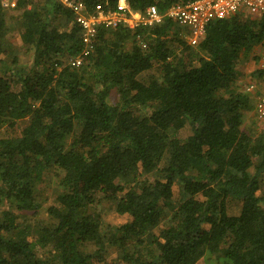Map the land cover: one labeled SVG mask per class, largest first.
I'll use <instances>...</instances> for the list:
<instances>
[{
  "label": "trees",
  "instance_id": "16d2710c",
  "mask_svg": "<svg viewBox=\"0 0 264 264\" xmlns=\"http://www.w3.org/2000/svg\"><path fill=\"white\" fill-rule=\"evenodd\" d=\"M178 1L128 0L138 11ZM74 17L62 0H0V264H264V130L246 125L255 98L240 82L264 14L213 20L195 46L169 19L102 26L80 66ZM103 202L124 221L109 223Z\"/></svg>",
  "mask_w": 264,
  "mask_h": 264
},
{
  "label": "built area",
  "instance_id": "2783aa9c",
  "mask_svg": "<svg viewBox=\"0 0 264 264\" xmlns=\"http://www.w3.org/2000/svg\"><path fill=\"white\" fill-rule=\"evenodd\" d=\"M73 9L74 19L81 27L83 49L71 59L73 66H80L83 57L91 53L99 29L118 27L158 26L166 19L172 20L183 27L187 42L197 45L205 37L208 25L217 19L228 18L238 12L252 15L264 14V0H182L171 4L165 10L156 5H149L144 10H134L128 0H118L116 8L107 10L98 4L94 10H89L83 1L62 0ZM4 6L16 7L17 0H3ZM146 47V44H142ZM259 68L264 69V45L259 59ZM251 83L247 91L255 89ZM255 111L258 119L264 124V91L256 101Z\"/></svg>",
  "mask_w": 264,
  "mask_h": 264
},
{
  "label": "rangeland",
  "instance_id": "374dc122",
  "mask_svg": "<svg viewBox=\"0 0 264 264\" xmlns=\"http://www.w3.org/2000/svg\"><path fill=\"white\" fill-rule=\"evenodd\" d=\"M6 8H8L7 6H5ZM13 13H20V10H12V9H8L6 11V14H7V19H9V17L13 14ZM244 15H249L250 13H247V12H244L243 13ZM58 25L60 26H63V24L60 22V20H58L56 22ZM19 30H16L13 32L12 35L9 36V39L13 42L15 48L17 51H19V54H20V57L22 60H25L28 58V55L30 54H26L25 53V50H26V46L23 44L21 38H20V34L18 32ZM181 31V30H180ZM173 34H170L169 37H173L172 36ZM180 36L184 37L186 40V33L185 31H181V34L179 33ZM177 44V43H176ZM261 50L262 48H260V50H254L252 51L249 56L243 61V66L242 67H248V70L250 68V66H248L247 64L251 63V64H255V55L259 53V56H260V53H261ZM65 58V57H64ZM32 59V58H31ZM21 60V62H22ZM247 65V66H246ZM243 72V71H242ZM160 72H159V69L158 67H153L145 72H143V74H141V77L142 79H150L151 77L153 76H157L159 75ZM240 82L243 83V88L244 89H247V87L252 83L254 82V79L252 78V76L250 75H246V76H243L241 77L240 79ZM255 83V82H254ZM256 89V88H255ZM252 96H254L255 98V101H254V107L252 110L250 111H247L246 113V125L247 126H252V127H255L256 129L258 130H264V124L258 119L257 115H256V111H255V105H256V101L258 99V97L260 95H258V93L255 91L253 93H250ZM115 95H112V98H114ZM253 98V100H254ZM189 134H191V128L189 125H187L186 127L182 128L180 130V133H179V136L182 137V138H186ZM54 175L53 173H49L48 176L46 177V183L43 184V190L45 191V194L46 196H48V202L45 204V206H49L51 205L54 200H55V190H54V187H55V179H54ZM174 196L175 198H178L179 195H180V187H179V184H175L174 187ZM240 206H241V203L240 202H237V201H230L229 202V212L231 214L233 213H238L239 212V209H240ZM99 208L100 207H105V209H107L109 211V213L107 214V221L109 223H112V224H120L122 221H124L125 217L123 216H120L116 213L115 211V206L113 203H107V202H103V204H101V206L99 205L98 206ZM50 250L49 248H46V249H39V255L45 257L49 254ZM116 251H113L110 253L109 255V258H112V257H116ZM199 264H209L207 263L205 260H201Z\"/></svg>",
  "mask_w": 264,
  "mask_h": 264
},
{
  "label": "crops",
  "instance_id": "0c3cea01",
  "mask_svg": "<svg viewBox=\"0 0 264 264\" xmlns=\"http://www.w3.org/2000/svg\"><path fill=\"white\" fill-rule=\"evenodd\" d=\"M248 66H250V68H249V70H248V67H247V69H246V67L244 68V67H241V71H243V73L245 74V75H250V76H252V73L254 72V71H256V70H258L259 69V65H258V59L257 60H255V64L253 65V64H251V63H249V64H247ZM246 65V66H247ZM242 73V74H243ZM243 77V76H242ZM252 78L254 79V82H252L253 84H255V88L256 89H254L253 91H251L250 93H253V92H257L258 93V95H260L263 91H264V74L263 75H257V76H252Z\"/></svg>",
  "mask_w": 264,
  "mask_h": 264
}]
</instances>
